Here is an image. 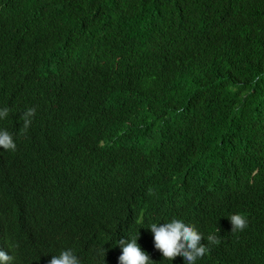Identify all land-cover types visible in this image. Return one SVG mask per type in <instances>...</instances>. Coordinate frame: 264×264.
<instances>
[{"label":"trees","instance_id":"obj_1","mask_svg":"<svg viewBox=\"0 0 264 264\" xmlns=\"http://www.w3.org/2000/svg\"><path fill=\"white\" fill-rule=\"evenodd\" d=\"M29 91L72 111L18 134ZM4 99L0 129L33 165L0 170L1 227L36 208L61 249L179 217L221 240L200 264H264V0H0ZM71 193L99 201L103 217L85 201L60 224ZM232 214L247 218L243 231Z\"/></svg>","mask_w":264,"mask_h":264},{"label":"clouds","instance_id":"obj_2","mask_svg":"<svg viewBox=\"0 0 264 264\" xmlns=\"http://www.w3.org/2000/svg\"><path fill=\"white\" fill-rule=\"evenodd\" d=\"M0 102V119L6 118L9 109L7 101ZM19 102L18 112L12 123L18 134L26 135L34 132L38 121L45 114H68L72 111L68 99L53 101L47 94L29 91ZM14 132L0 129V170L7 161L21 167L33 165L32 150L25 145H16ZM48 199L58 202L64 196L62 185L50 179ZM1 196V195H0ZM70 213H59L58 222L69 225L72 215L77 217L82 202H87V216L97 221L103 217L101 203L86 195L72 193ZM71 199L73 201H71ZM2 209V208H1ZM3 210V209H2ZM12 214L19 216L13 226H0V264H200L209 252L210 245H219L221 240L216 233H209L207 239L195 224L183 218L172 217L151 222L135 236L122 235L113 244L105 237L83 238L74 246L56 249L54 244L41 232L45 222V214L31 207L16 210ZM232 231H243L248 220L241 214L228 216ZM114 245V247L111 246ZM84 255L87 261L81 258Z\"/></svg>","mask_w":264,"mask_h":264},{"label":"bare ground","instance_id":"obj_3","mask_svg":"<svg viewBox=\"0 0 264 264\" xmlns=\"http://www.w3.org/2000/svg\"><path fill=\"white\" fill-rule=\"evenodd\" d=\"M51 211H52V210H51V209H49V213H51Z\"/></svg>","mask_w":264,"mask_h":264}]
</instances>
